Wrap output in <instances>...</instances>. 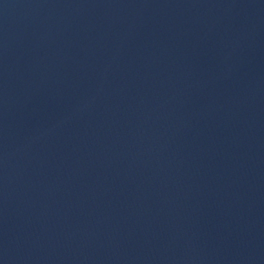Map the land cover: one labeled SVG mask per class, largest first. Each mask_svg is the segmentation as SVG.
Here are the masks:
<instances>
[{"label": "water", "instance_id": "95a60500", "mask_svg": "<svg viewBox=\"0 0 264 264\" xmlns=\"http://www.w3.org/2000/svg\"><path fill=\"white\" fill-rule=\"evenodd\" d=\"M0 264H264V0H0Z\"/></svg>", "mask_w": 264, "mask_h": 264}]
</instances>
